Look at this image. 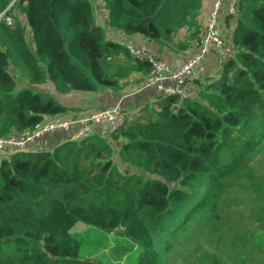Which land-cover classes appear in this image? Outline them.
Instances as JSON below:
<instances>
[{"label":"trees","instance_id":"1","mask_svg":"<svg viewBox=\"0 0 264 264\" xmlns=\"http://www.w3.org/2000/svg\"><path fill=\"white\" fill-rule=\"evenodd\" d=\"M10 1L0 0V13ZM100 1L108 25L128 35L162 42L186 27L182 49L199 36L198 0ZM20 63L30 83L46 81L59 94L117 88L131 71L151 67L105 37L90 0H14L0 16V137L67 110L29 87L12 93L7 66ZM263 141L264 0H238L230 56L196 95H160L108 139L88 132L0 159V264H95L78 256L72 229L80 221L124 235L134 248L128 264H160L161 251L198 215L215 212ZM250 239L264 250V228Z\"/></svg>","mask_w":264,"mask_h":264},{"label":"rangeland","instance_id":"2","mask_svg":"<svg viewBox=\"0 0 264 264\" xmlns=\"http://www.w3.org/2000/svg\"><path fill=\"white\" fill-rule=\"evenodd\" d=\"M90 1L94 8H103L100 0ZM12 13L24 24L29 39L30 31L23 16L17 9H13ZM7 68L17 82L12 93L22 87L35 90L33 84L24 82L27 73L22 63L18 66L8 65ZM3 157L0 154V159ZM130 170L132 168H128ZM262 228L264 141L251 155L247 166L228 181L218 198L215 212L198 215L190 227L172 241L169 250L161 251L160 264H264V250L250 239L255 230ZM72 231L80 240L79 258L90 259L95 264H128L132 258L133 245L124 235L81 221L74 224Z\"/></svg>","mask_w":264,"mask_h":264},{"label":"crops","instance_id":"3","mask_svg":"<svg viewBox=\"0 0 264 264\" xmlns=\"http://www.w3.org/2000/svg\"><path fill=\"white\" fill-rule=\"evenodd\" d=\"M198 2L199 7L196 9V13L193 15L192 19L199 23L200 29L206 20L214 0H198ZM237 3L238 0H221L216 21V31L220 36L226 39L230 49ZM101 5H103V2ZM92 9L95 22L102 26L107 39L112 41L122 40L134 46L143 47L149 53L165 61L171 67H176L186 54L194 50L191 43L183 49L178 46L179 42H183L189 33V29L186 27L172 34L170 40L156 42L141 34L128 35L120 29L110 27L107 23V10L104 5L103 8L100 6L94 8L92 5ZM220 73L221 66L218 54L216 51H210L201 60L200 65L194 70L193 75L187 80L186 84L188 90L193 95H196L203 83L208 79L217 78ZM144 76L145 74L142 72L131 71L128 75L120 79L117 88L99 87L94 91L69 90L62 94L55 93L48 82L30 83L26 76L25 83L28 85L33 84L36 91L53 95L59 103L67 108L66 112L60 115L45 116L44 122L56 120L71 122L65 128H58L32 139L28 142L27 149L32 151L48 150L63 140L75 138L78 125L74 121L91 110L119 104L130 114L144 104L157 99V97L161 95L160 91L155 85H145ZM88 132L101 135L106 139L109 138L110 133L108 126L100 123L91 124ZM113 146L118 147V144L115 143Z\"/></svg>","mask_w":264,"mask_h":264},{"label":"built area","instance_id":"4","mask_svg":"<svg viewBox=\"0 0 264 264\" xmlns=\"http://www.w3.org/2000/svg\"><path fill=\"white\" fill-rule=\"evenodd\" d=\"M221 0H214L210 11L207 14L204 24L201 26L199 36L191 42L194 47L192 52L185 55L182 61L171 67L165 61L155 57L145 48L134 46L131 43L119 40L118 42L126 47L129 54L136 60H145L151 67L144 76L145 85H155L161 95L175 94L180 98L194 96L187 87V80L193 75L194 70L200 65L201 60L210 51H216L219 57L220 66L228 59L231 49L226 39L216 31V21ZM9 21V18H7ZM128 115L119 104L109 105L89 111L74 122L78 125V138L88 133L91 124H105L109 131L116 129L124 122ZM71 122L65 120L43 121L32 129L22 132L11 133L0 137V154L8 155L14 151L28 150L27 144L32 139L40 137L42 134L65 128Z\"/></svg>","mask_w":264,"mask_h":264},{"label":"water","instance_id":"5","mask_svg":"<svg viewBox=\"0 0 264 264\" xmlns=\"http://www.w3.org/2000/svg\"><path fill=\"white\" fill-rule=\"evenodd\" d=\"M13 1H14V0H11V1L9 2V4L7 5V7H8L9 5H11ZM7 7H6V8H7ZM6 8H5V9H6ZM5 9H4V10H5ZM4 10H3L0 14H2V13L4 12ZM64 49H65L66 51L68 50V48H67V43H66L65 41H64ZM150 176H151V177H154V178H158V176H156L154 173H151ZM160 179H161L162 181H165V179H163V178H160ZM113 231L116 232V230H113Z\"/></svg>","mask_w":264,"mask_h":264}]
</instances>
